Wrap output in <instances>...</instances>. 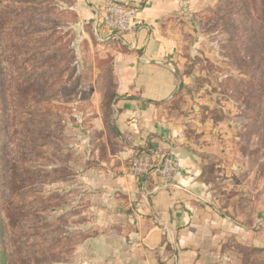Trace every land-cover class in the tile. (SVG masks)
<instances>
[{"label":"crops","instance_id":"obj_1","mask_svg":"<svg viewBox=\"0 0 264 264\" xmlns=\"http://www.w3.org/2000/svg\"><path fill=\"white\" fill-rule=\"evenodd\" d=\"M106 1L75 0L74 5L78 36L99 58L111 59L117 89L115 134L105 129L102 119L104 75L90 87L97 111L82 118L89 126L81 129L87 161L79 176L63 182L73 190L77 181L86 228L99 233L87 239V247L112 249L113 260L98 256L99 263L111 264H228L221 249L229 238L264 247V172L254 177L250 157L243 154L234 164L227 143L232 127L222 119L186 120L161 104L181 83H188L180 54L189 23L185 20L204 1L119 0L136 6L144 23L124 34L98 24L97 11ZM186 122L192 137L187 136ZM91 127L104 132L102 156L90 143ZM181 133L185 135L177 138ZM219 138L225 143L217 142ZM168 154L177 156L181 165L171 180L157 170ZM141 155H149L153 166L136 174L133 162ZM238 175L241 181L247 177L246 193L234 206V197L226 195L228 182Z\"/></svg>","mask_w":264,"mask_h":264},{"label":"trees","instance_id":"obj_2","mask_svg":"<svg viewBox=\"0 0 264 264\" xmlns=\"http://www.w3.org/2000/svg\"><path fill=\"white\" fill-rule=\"evenodd\" d=\"M73 3L63 8L57 0H0V264H64L82 242L66 231L62 218L52 221L40 212L58 195H41L43 187L73 176L65 165L72 150L63 145L60 112L67 108L53 102L60 95L70 99L87 72L78 68L73 44L72 24L78 22ZM210 11L211 25L227 34L225 57L249 76L228 77V96L252 106L254 124L264 112V0H217ZM107 62L102 119L117 134L112 121L117 89L111 59ZM184 87L181 83L161 104L179 110ZM244 249V264H260L251 259L259 248Z\"/></svg>","mask_w":264,"mask_h":264},{"label":"rangeland","instance_id":"obj_3","mask_svg":"<svg viewBox=\"0 0 264 264\" xmlns=\"http://www.w3.org/2000/svg\"><path fill=\"white\" fill-rule=\"evenodd\" d=\"M204 6L198 12L189 15L185 22H189L184 31L185 42L181 47V70L188 81L184 84V98L181 100V107L178 113L184 114L185 119L205 121L224 120V126L232 127V136L228 140L231 151L234 153V164H236L237 155L249 156L250 168L255 170V175L264 172V112L260 120L253 124V108L246 107L239 96L234 95L238 101L233 100L228 96L227 87L232 86V81L227 78L246 77L242 75L235 66H232L224 55L222 45L225 43L227 34H224L219 27L211 25L209 15L212 16L210 9L216 4L217 0H203ZM57 2L63 7L67 8L74 2V0H62ZM75 2L73 3V6ZM76 32V39L74 46L78 55V68L83 70L86 68V75L82 83L79 85V90L73 93L70 99L65 96L56 97L53 102L64 106L66 110H60L65 118V139L63 145L71 149L72 153L65 165L73 172L71 180L75 179L82 172V168L87 161L85 157L86 149L83 148V133L82 127L89 128L86 120H83V115L89 112L96 113L97 108L91 100L90 90L92 85H98L102 74L105 77V91L108 70L109 58L101 59L98 56L99 52L92 53L88 45L83 46L81 38L75 29V24H72ZM85 51V54H83ZM180 62V60L178 61ZM177 64L175 63V66ZM99 68V69H97ZM77 72L76 74H78ZM74 78V76H73ZM73 78H71L73 80ZM69 84H71V81ZM92 83V84H91ZM105 94V92H104ZM104 98V95H103ZM102 98V99H103ZM264 107V103H263ZM102 110V109H101ZM187 136L192 137L194 131L191 129L190 123L186 122ZM222 125V127H224ZM90 131L91 145L95 150H104L106 144L103 143V131L97 129ZM190 134V135H189ZM184 136L185 134L182 133ZM182 136V137H183ZM112 140V139H111ZM222 140V141H220ZM220 144L225 143L224 138L216 139ZM51 148H47L49 151ZM242 156V155H241ZM134 165V162H133ZM236 170V168H235ZM213 172V168L208 170ZM243 175V174H241ZM233 179V180H232ZM246 179L240 180V176H232L228 182V188L231 190L227 193V197H234V206L242 203V195L245 194ZM70 180V181H71ZM252 179L249 181L251 182ZM65 182V181H64ZM248 182V183H250ZM77 181L73 182L75 189H68V185L63 181L45 185L40 192L41 195H52L57 193L49 202L51 207L47 210L40 211L49 220L56 221L62 218L66 231L72 235L77 236V239H82L76 250L66 259L64 264H111L109 262L99 263L98 256L104 258H111L114 251L103 247H87V239L95 237L99 233L91 229H87V216L82 215V201L80 199V188ZM238 197V198H236ZM30 199V197H28ZM252 201V200H250ZM103 234V233H102ZM245 247H256L260 251L253 254L251 259L257 260L260 264H264V247L247 246L237 242L234 238H229L224 244L221 251L229 257L228 264H244L247 259ZM116 250V249H115ZM113 251V252H112Z\"/></svg>","mask_w":264,"mask_h":264},{"label":"built area","instance_id":"obj_4","mask_svg":"<svg viewBox=\"0 0 264 264\" xmlns=\"http://www.w3.org/2000/svg\"><path fill=\"white\" fill-rule=\"evenodd\" d=\"M97 22L110 33H132L143 26V20L138 15L136 6L123 3L119 0H108L101 4L97 11ZM182 133L177 138H182ZM153 166L149 155L138 156L134 160L132 170L136 174L148 172ZM180 161L177 156L168 154L157 166L158 173L167 180L175 177L180 169Z\"/></svg>","mask_w":264,"mask_h":264}]
</instances>
